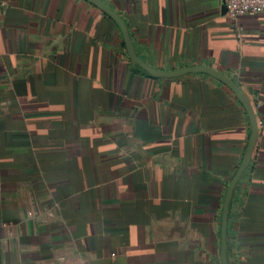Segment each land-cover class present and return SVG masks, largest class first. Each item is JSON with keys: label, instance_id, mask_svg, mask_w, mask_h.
Segmentation results:
<instances>
[{"label": "crops", "instance_id": "crops-1", "mask_svg": "<svg viewBox=\"0 0 264 264\" xmlns=\"http://www.w3.org/2000/svg\"><path fill=\"white\" fill-rule=\"evenodd\" d=\"M137 57L210 67L257 122L229 207L227 264H264V11L101 0ZM0 264H221L222 206L247 112L207 72L155 76L87 0H0Z\"/></svg>", "mask_w": 264, "mask_h": 264}, {"label": "water", "instance_id": "water-1", "mask_svg": "<svg viewBox=\"0 0 264 264\" xmlns=\"http://www.w3.org/2000/svg\"><path fill=\"white\" fill-rule=\"evenodd\" d=\"M87 1L98 6L100 9H102L105 13H107L116 22V24L119 26L121 30L123 41H124L129 57L134 62L138 63L147 72L155 76H163V77H175V76H179V75H182L188 72H198V71L207 72L210 75L217 78L218 80H220L226 86H228L232 90L234 95L240 100L243 107L245 108L248 118H249V123H250L249 140H248V144H247L243 159L227 186L225 196H224L223 206H222L221 228H220L221 264H227L226 248H227V223H228L229 207H230V203L232 200L235 186L238 180L240 179L241 175L243 174L245 168L248 166L251 160V156L255 149L256 140H257V130H258L257 122H256V117L253 112L249 99L247 98L246 94L243 92V90L238 85H236L233 81L226 78L224 75H222L221 73H219L218 71L210 67L196 65V66H190V67H185V68L176 69V70L164 71V70H159V69L149 66L148 64H146L145 62H143L137 57L134 47H133V43L129 36V32L127 30V26L125 22L123 21V19L118 14H116L109 6L103 3L101 0H87Z\"/></svg>", "mask_w": 264, "mask_h": 264}, {"label": "built area", "instance_id": "built-area-1", "mask_svg": "<svg viewBox=\"0 0 264 264\" xmlns=\"http://www.w3.org/2000/svg\"><path fill=\"white\" fill-rule=\"evenodd\" d=\"M226 6V14L231 19L241 16H256L264 11V0H222ZM4 4L0 3V12Z\"/></svg>", "mask_w": 264, "mask_h": 264}]
</instances>
